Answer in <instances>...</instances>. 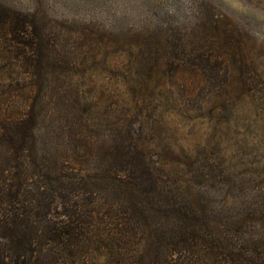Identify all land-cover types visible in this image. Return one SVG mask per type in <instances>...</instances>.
Here are the masks:
<instances>
[{
  "label": "rangeland",
  "instance_id": "obj_1",
  "mask_svg": "<svg viewBox=\"0 0 264 264\" xmlns=\"http://www.w3.org/2000/svg\"><path fill=\"white\" fill-rule=\"evenodd\" d=\"M0 3L44 41L32 84L22 48L0 32L2 117L36 106L47 165L80 154L76 167L100 171L86 140L99 155L122 137L141 143L169 199L196 211L184 226L201 229L179 230L163 210L133 216L113 247L72 264H264V0Z\"/></svg>",
  "mask_w": 264,
  "mask_h": 264
},
{
  "label": "trees",
  "instance_id": "obj_2",
  "mask_svg": "<svg viewBox=\"0 0 264 264\" xmlns=\"http://www.w3.org/2000/svg\"><path fill=\"white\" fill-rule=\"evenodd\" d=\"M20 14L0 16V32L15 42L10 43L12 49L22 48V61L34 68L31 83L36 84L44 61L30 54L43 50L44 41L41 36L34 39L33 21ZM65 110L67 116H76L72 109ZM2 115L0 111V264H72L88 249L113 247L118 230L130 229L131 218L148 219L162 210L167 220L182 222L179 230H201L194 223L184 226L182 217L196 211L169 199L141 143L122 137L99 155V146L86 140L88 151L102 161L100 171L76 167V162H83L80 154L65 165L57 159L47 165L52 158L41 157L36 134L41 115L36 106L27 105L14 119ZM86 126L74 127L70 144L86 139ZM155 163L160 169L166 166ZM118 216L126 219L119 221ZM112 264L121 263L113 257Z\"/></svg>",
  "mask_w": 264,
  "mask_h": 264
}]
</instances>
